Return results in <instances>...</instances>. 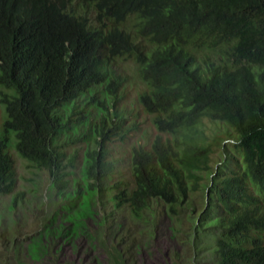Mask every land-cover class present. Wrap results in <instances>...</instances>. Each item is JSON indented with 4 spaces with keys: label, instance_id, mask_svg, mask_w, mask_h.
Here are the masks:
<instances>
[{
    "label": "trees",
    "instance_id": "trees-1",
    "mask_svg": "<svg viewBox=\"0 0 264 264\" xmlns=\"http://www.w3.org/2000/svg\"><path fill=\"white\" fill-rule=\"evenodd\" d=\"M117 56L137 65L146 83L138 100L155 128L123 151L126 169L114 137L132 138L137 124L116 93L122 80L109 64ZM0 85L8 89L0 90V194L17 184L11 132L16 152L44 168L60 193L76 167L66 145L84 125L96 147L83 153L72 194L87 201L108 191L113 209L150 223L156 238L165 216L153 203L176 213L209 172L198 219L214 241L203 248L194 236L190 256L173 262L264 264V0H0ZM94 112L91 128L82 121ZM203 119L233 130L223 137L235 153L222 148L214 171L218 137L209 140ZM136 231L114 219L89 235L104 264H145Z\"/></svg>",
    "mask_w": 264,
    "mask_h": 264
},
{
    "label": "rangeland",
    "instance_id": "rangeland-1",
    "mask_svg": "<svg viewBox=\"0 0 264 264\" xmlns=\"http://www.w3.org/2000/svg\"><path fill=\"white\" fill-rule=\"evenodd\" d=\"M109 68L122 80L116 92L121 106L136 112V115L132 114L130 117L137 124V128L131 133L132 138L125 137L123 141H120L117 136L114 137V144H118L119 149L116 155L122 158L121 164L126 169L129 158L125 153L123 154V151L129 152L132 142L144 141L146 135H152L155 132V128L152 115L143 110L138 100L139 93L146 83L140 77L134 61L131 58L117 56L110 62ZM0 90L8 91L1 85ZM85 99L84 96L80 100L81 103L67 104L66 107L68 110L76 111L81 108ZM91 103L92 101H89V106ZM122 111L125 112V110ZM96 114L94 112L91 120L85 118L82 122L90 124L92 128ZM5 119L4 104L0 102V133ZM202 128L209 140L218 137L213 145L210 160L211 171H214L221 160L222 148L226 152L232 150L235 153L234 148L226 146L227 140L223 137L226 133L233 134V130L223 121L207 119H203ZM84 129H86L85 126L81 125L78 136L76 138L73 136L71 139L73 142L66 145L68 156L76 153V167L68 176L65 191L60 193L56 192L50 184L49 174L44 168L37 167L16 152L13 146L15 135L14 132L10 133L9 145L14 157L17 184L13 192L0 194V264H104L105 254L98 245V241L96 239L95 241L89 232L91 229L98 230L100 226L108 230L110 222H114V219L122 220L131 230L137 229L135 233L145 244L144 254L141 257L145 264H167L165 258L171 260H169L170 264H175L173 262L176 260L175 256L178 257V261L184 256H190L188 247L194 236L203 248H207L214 241L210 229L202 231L206 228L205 222L200 223L198 219L209 197V172H205L201 187L189 193L188 201L177 208L176 213L172 215L169 213L167 216L165 214L167 206L153 203L152 207L165 216L157 226L160 233L157 234L155 231V235H158L156 238L151 235L154 230L150 223L144 226V223L133 221L131 217L129 219L126 209H113L108 191L99 198L88 194L87 201L83 200L84 195L72 194L70 188L73 180L79 179L81 175L83 153L88 148L96 147L95 134L85 137ZM16 192H23V194L17 202L13 203ZM105 215L106 223L100 225L99 222ZM150 239L154 240L150 243Z\"/></svg>",
    "mask_w": 264,
    "mask_h": 264
}]
</instances>
